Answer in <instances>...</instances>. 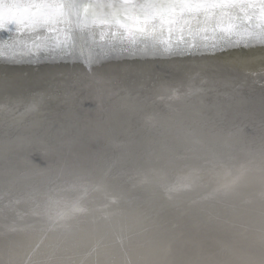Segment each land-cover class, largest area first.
<instances>
[{"label":"bare ground","instance_id":"obj_1","mask_svg":"<svg viewBox=\"0 0 264 264\" xmlns=\"http://www.w3.org/2000/svg\"><path fill=\"white\" fill-rule=\"evenodd\" d=\"M71 69L74 68L10 70L0 68V72L10 73V84L32 81L37 78L39 73H42L41 70H46L48 74L43 75V79H47L45 81L49 84L45 85L55 88L53 90L46 89L45 92L44 90H33L26 95L10 94L9 116L17 113L20 118L10 122V132H8L9 128L6 127L9 124H6L4 128H0V154H8L2 160H13L11 155L19 152L16 149L18 144L21 147L29 148V154L45 155H51L55 152L47 151L53 148H51L53 144H76L79 147L86 144H114L110 141L109 136L112 109L118 114L131 116V107L136 103L146 104L149 102L151 92H153V95L156 92L154 87L158 89V93L171 87L172 84L181 90L183 95H178L179 91L171 89L174 91L173 96L177 92L176 96H179V98L176 99L184 104V107L182 106L178 110L171 109L166 114L173 119L184 121L186 125L182 123V125L174 126V129L164 127L156 129L155 127V130L149 131L154 133V136L153 138L149 137L151 143L146 146H142L138 140L134 141V137H137V135L146 134L144 129L139 130L140 133L137 134H134L133 131L128 137L131 142L126 147L122 148L118 145L119 148L110 150L109 145H106L107 150L110 152L105 153L106 156L102 160L103 164L101 165L100 162L99 167L88 164L80 166V164L75 165V163L71 166L61 165L51 168L36 166V171L30 173L34 174L33 177L23 175L21 179L12 180L14 183L11 186L14 189L9 188V190L14 192L11 193L13 202L28 207L40 204L42 200H45L44 212L46 216H51L53 220L59 216L61 218H57L58 222L55 225L59 231L58 233L49 231L48 228H51V226L45 228L39 226L37 227L39 232L10 228V235L14 234L15 236L9 240V251L0 257L1 263L3 259L10 256V264H49V261H53L55 264H125L126 260L133 261L132 264H158L163 259V254L161 253L156 258H152L153 254L150 255L149 252L145 253V251L137 257H118L112 263H108L107 255L113 251L115 243L120 239L118 238V235L121 234L118 233L120 230L134 228V230L129 229V232H122L123 236L121 237H123L125 243L135 244L145 231L140 225L145 224L144 227L148 229L149 226H153L155 223L153 221L142 222L138 226L137 219L139 218H137V212L130 202L133 199L125 201L121 199L125 196L124 182L120 180L123 175L124 177L126 175L139 178L136 185L142 186L141 190L144 196L149 197L148 199L158 198L156 197V189L153 186L157 187L158 184L156 183H159V179L172 176L177 185H180L177 187L184 189L191 186L193 181L198 180L197 177H200L203 178L200 179L202 183L212 181V185L208 186V190H218L223 194V191L238 189V198H227L225 196L226 199L233 201V204L230 201L232 204L230 206L233 207L235 213L238 212L239 207H246L240 203L249 196L256 198L257 201L253 204H245L248 205L247 207L264 205V200H258L261 197L264 198V152L256 151L254 144L242 142V139L248 138L244 134H251V131L247 132L253 129L251 124L255 123L260 126L261 123H264V54L204 64L97 68L102 70L106 80L110 77L111 82L127 74V76H136V81L141 84L125 83L128 84L129 90L121 89L116 94L112 91L114 89H109L111 95L107 98L100 97L101 100L99 99V104L97 103L98 108L93 104L90 105L89 101L91 99L87 105L80 103V100H83L79 98L80 96L89 98L86 86H81L77 90L73 88L65 89V84L72 77L69 74ZM174 69L179 70L181 78H177L175 81L166 79L168 80L166 82L163 79L165 78V71H169L167 77H172L174 73L171 72ZM189 76L196 79L201 78L204 80L203 84L196 85L197 80L194 79L196 81L189 85L187 83ZM146 77L150 80L143 79ZM122 84L126 86L123 82H118V85L122 86ZM102 86H105L103 79L92 88L97 91V88ZM217 102L225 105L222 107H225L226 111L235 112L232 119L237 120L238 118L237 121H241L243 126L230 125L223 130L222 127H219L220 123H212L210 118L218 119L223 115L222 113L226 112L220 109V104H217ZM191 105L201 107L196 110L198 115H193V112L188 109L191 108ZM8 107L2 109L8 110ZM149 115L150 112L147 113L146 118ZM155 121L157 122V119ZM247 126L251 127L247 128ZM228 135L230 137L226 141H224L225 139L217 140ZM94 136L98 137L97 142L92 141L90 143L91 138ZM249 139L251 138L249 137ZM138 147L141 148L138 149ZM101 152L103 151L101 150ZM223 155L227 160H223L226 159ZM20 156H22V153H20ZM208 159H211L209 163H207ZM127 162L131 163L130 167L127 166ZM244 164L245 167H241ZM75 166H79L82 172L73 174L71 171L68 176L56 175V173L65 174V170ZM14 167L10 166V170L16 168ZM85 167H88L87 171H85ZM75 169L77 170L78 167ZM103 170H106V172ZM84 173L89 177L84 176ZM93 173L95 176H92ZM90 177L92 179L96 178L95 184L90 181ZM31 179L33 185L27 186ZM178 179H189L190 181H180ZM86 189H89L88 192L90 193H87ZM250 190H253L254 193L247 195ZM81 192L84 199L83 202L79 203L78 201L82 196H79L80 199L77 196ZM58 194L62 195V198H59V200L63 199L61 202L58 197L55 199ZM70 195L74 198L77 197L79 200L67 199ZM126 197L130 196L126 195ZM209 197L207 199L203 197L202 199L208 200ZM215 198L212 197V200H215ZM209 200L211 201V197ZM129 202L130 204H128ZM225 205L227 206V204ZM11 216L12 213L10 214V220ZM2 219L4 220V218ZM215 234L217 235V233ZM133 237L136 238L131 239ZM213 238L211 236L206 241L207 245L211 243L214 251H218L217 256L211 257L213 262L230 257L235 259L236 263L237 261L246 264L251 261H254V264L263 263L264 249H261L262 246L252 245L253 242L249 244L250 241L245 243L239 241L240 244L237 242L236 245L225 246L227 242V240H224L225 237L219 235V237L215 236ZM10 243L16 250H10ZM34 245L36 246L33 250ZM246 245H250L248 247L252 248L251 251L243 252V246ZM48 246L51 247L48 248ZM71 247H76V250L72 252ZM47 248L49 249L48 254ZM158 252L159 250L156 253ZM185 254L189 255L190 252L186 251ZM187 255L183 259L179 258L180 256L176 257L177 262L175 264H179L178 261L186 260ZM209 263L213 264L211 262L201 264Z\"/></svg>","mask_w":264,"mask_h":264},{"label":"snow or ice","instance_id":"obj_2","mask_svg":"<svg viewBox=\"0 0 264 264\" xmlns=\"http://www.w3.org/2000/svg\"><path fill=\"white\" fill-rule=\"evenodd\" d=\"M0 51L191 52L264 45V0H0ZM30 50V49H29Z\"/></svg>","mask_w":264,"mask_h":264},{"label":"rangeland","instance_id":"obj_3","mask_svg":"<svg viewBox=\"0 0 264 264\" xmlns=\"http://www.w3.org/2000/svg\"><path fill=\"white\" fill-rule=\"evenodd\" d=\"M1 69H4V68H1ZM178 71L179 70L174 69L171 72V73H174L173 76L171 75L173 78L170 77L171 80L175 81V79L181 78V74ZM41 72L42 73H39L37 75L36 79H34L32 81H28V82L25 81V82H22L20 84H18V82L15 84H13V83L10 84V73L5 72V71L0 72V109L4 108L6 106H9L7 108L8 110H6V109L0 110V112L2 113V114L0 113V116L2 115L0 117V123L2 124V125L0 124L1 125L0 128H4L6 126V124L7 125L9 124L6 127L9 128L8 132H10V122H14L15 120H18L20 118L19 115L17 113H15V111H13V113H15V115L9 116L10 115V112H9L10 111L9 110L10 109V94H12V95H26V94H30L33 90H36V91L44 90V92H45L46 89H51V90L55 89V88H51L48 85H45V84H49V83H46V81H45L47 79H43V75L48 74L47 71L41 70ZM124 76H122V77L120 76L121 78L118 77V79H116L114 82L118 83L119 81H121L125 84L126 80H133V79L136 80V76H127V74H125ZM143 79L147 80V81L150 80V79H148V77L143 78ZM190 79H191V81H189ZM194 79H196V78L192 76L191 78H189L187 83L190 85L191 83H194L197 80V83H195L196 85H202L203 84L204 80H202L201 78H197L196 80H194ZM98 81H95L93 83H88V86H86V88L88 89V91L86 90V92H87V95H89L90 99L92 98V94L94 91V88H92V87L95 85H98L99 84ZM178 84H181V83H178ZM178 87H180V86H178ZM170 88H172L173 90L179 91L178 95H180V94L183 95V93L178 88H176L174 84H172V86ZM176 93L174 94V97L179 98V96H176ZM163 110H164V108L161 109V111L159 110L160 112H157V113H155L156 110H153V111L151 110L150 114L151 115H158V113H160V114L167 115L169 111H166V110L163 111ZM42 112H44V111H42ZM7 114H8V116H7ZM151 115H149L148 118L149 117L151 118ZM4 121H6V122H4ZM170 121H171V123H170ZM154 122H153L152 126L147 129V133L153 129L155 130V127H156V129H160L163 127L174 129L175 128L174 126L182 125V123L186 125V123L184 121L175 120L173 118H170L169 115L164 116L163 119H157V122L156 121H154ZM130 131H132V128H130ZM253 133H255V132H253ZM259 133H260V131L258 133H255L256 136L250 137L252 140L249 139V137H248L246 139H242L243 140L242 142H246L247 144H254V147H255L254 149H256V151L264 152V144H263L264 143V137H263L264 133H262V134H259ZM148 135L150 136V138H153L154 133L149 132ZM151 135H152V137H151ZM229 137L230 136L228 135L224 138H219L217 140L221 141V139H225L224 141H226L227 138H229ZM150 143H151V140L146 139L141 145L146 146V145H149ZM140 148L138 147V149H140ZM115 154H116V152H115ZM210 161H211V159L207 163H209ZM102 164L103 163H101V165ZM99 166H100V163H99ZM241 167H245V164L241 165ZM86 168L88 169V167H86ZM87 169L85 171H87ZM71 171H66L65 174L56 173V175L68 176L71 174ZM103 171L106 172V170H103ZM80 172H82V171H80ZM73 174H74V172H73ZM33 176H34V174L32 175V177ZM84 176L89 177L88 175H85V173H84ZM92 176H95V174L93 173ZM32 179L30 180L31 183L29 181V184H27V186L33 185ZM91 179H92V177H90V181H93L92 183L95 184L94 181L96 180V178L95 179L93 178L92 180ZM120 180L122 182H124L123 183L124 184V190H125L124 195L127 194L128 196H130L131 197L130 200L133 199L130 202H131L132 207H134V209L137 212V218H139V219H137L138 226L142 222L147 223L148 221H153L155 223L153 226H149L148 229L144 227L145 224L140 225V226H142V228L145 231H144V234L139 238L138 242L135 244H132V243L129 244L127 242L125 243V241H123V237H121V236H123L122 232H124V231L129 232L130 230H134V228L133 229L129 228L130 230L125 229L124 231L120 230L118 232V233H121L120 235H118V233H116L118 235V238H120L119 240H121V241L119 242V240H118L115 243V247L113 246L114 247L113 251L108 253V255H107L108 263H112L114 261V259L118 258V257H122V258H127L129 256L137 257V256L141 255L142 253H144V251H145V253L149 252L150 255L153 254L152 258H156V256H159V254L162 253L163 259L160 262H158V264H175L177 262V260H175L176 257L180 256L179 258L183 259L184 256L187 255V254H185V252L189 251L190 254L187 255V258H185L186 260L182 261L180 259L181 261H178L179 264H201V263H206V262L207 263L211 262L213 264H215V263H217V264H223V263L224 264H246L245 262L238 263L239 261H237V263H236V261H234L235 259L230 258V257H226V258H223L221 260L218 259V260H215L214 262L212 261L214 256L218 255V251H214L212 249L211 243L209 244L210 245V247H209V245H207L206 241L209 238H211V236H212V239H214L213 237H215V236L219 237V235H220V237H223V238L227 237V239L224 238V240H227V242L223 240L224 242H226L225 246L236 245L239 243V241H240V243H245L247 241H250V242H248L249 244H251L253 242L252 245L256 244V245H258V247L262 246L261 249H264V224H263L264 223V205H260L259 207H257V206L243 207V206H241L238 208V212L235 213L234 209H232L233 207L230 206L233 204V201L226 199L225 196L222 199L221 198H215V200L214 199L212 200V197H211V201H210L209 200L210 197H209L208 200H203L202 198L205 197V195H204V193L202 194V189L200 187H198L196 185L195 186L191 185V186H188L187 188L182 189L180 187H177L180 185H177L176 181H174L173 178H166V179L162 180L161 182H159L157 187L153 186L156 189V197H158V198L148 199L149 197L144 196L143 191L141 190L142 186L136 185L137 182L139 181V178H136V177L132 178V177H129L126 175L124 177V175H123V178ZM2 182H3V184L0 183V199H1L0 200V218L7 217L6 219L8 220V222H3L2 224L0 223V257L3 256L4 254H6L7 251H9L8 250V248H9L8 243L10 242L9 240L11 237L15 236L14 234L10 235V214L12 213V215H13V213H15V212H22L23 213L28 208L25 205H21V204H17L16 202H13V200H12L13 197L11 194L13 192V190L10 191L9 188L14 189V187L13 186L10 187V185L8 186V184L6 182H4V179L2 180ZM166 183L170 184L171 186L167 185ZM164 184H166V185H164ZM88 191H89V189L86 192L90 193ZM83 194H84V191H83ZM201 194L203 195V197ZM61 196L62 195L58 194V196L56 195L55 199H57V197H58V200H59V198H62ZM79 196L80 197L82 196V192L77 196L80 199ZM77 197L74 198L73 196L71 197V195H70L69 198H67V199H75V201H78L79 199H77ZM81 199H80V201H78L79 203L81 201L83 202L84 197L82 196ZM151 199H154V200H151ZM58 200H56V202H58ZM62 200L63 199H60L59 201L61 202ZM70 201H74V200H70ZM216 201H218V202H216ZM230 201L232 202V204ZM255 201H257L256 198L249 196V197L245 198V201L244 200L241 201L242 203H240V204H249V203L253 204ZM130 202L128 204H130ZM221 203H222L223 207H222V205H220ZM235 203H236V201H235ZM225 204H227V206ZM228 204H229V206H228ZM149 206H151V207H149ZM230 207H231V209H230ZM153 211L155 214L153 213ZM58 215H59V212H58ZM59 217H57V218L59 219ZM135 225H136V223L134 224V227H135ZM215 233H217V235ZM134 238H136V237H133L131 239H134ZM163 239H164V241H163ZM167 243H168V245H167ZM35 246L36 245L33 246V248H32L33 250L35 249ZM126 246H127V248H126ZM248 246H250V245L243 246L244 247L243 252L251 251L252 248L248 247ZM49 247H51V246H48V248ZM245 247L248 249L246 250ZM48 248H47V251H48L47 254L49 253ZM10 250L11 251L16 250L15 247L11 243H10ZM75 250H76V247H71L72 252H74ZM158 250H159V252L156 253ZM164 250H165V252H164ZM253 250H254V248H253ZM64 251H67V250H64ZM115 251H117V252H115ZM180 253L182 256L180 255ZM228 255H230V254H228ZM247 255H249V254H247ZM208 257L209 258L213 257V258L209 259ZM188 259H190V260H188ZM262 262H263L262 264H264V260ZM10 263H11L10 256L3 259L2 263L0 262V264H10ZM52 263H54V262L49 261V264H52ZM132 263H133V261H128V260H126V262H125V264H132ZM248 264H254V261H251Z\"/></svg>","mask_w":264,"mask_h":264},{"label":"water","instance_id":"obj_4","mask_svg":"<svg viewBox=\"0 0 264 264\" xmlns=\"http://www.w3.org/2000/svg\"><path fill=\"white\" fill-rule=\"evenodd\" d=\"M14 39L20 40L21 38L16 36L14 33L9 34L7 32H0V43H6L9 37ZM24 42L29 43V47L26 49H15L11 50L8 48H4L0 51V68H7V69H59V68H74L71 69L70 75L72 77L67 81L65 84V89L73 88L75 90L79 89L81 86H88V83H93L95 81L101 82L103 79L105 82V86L101 88H97V91H93L91 101L90 98L80 96V103L87 105L88 101L90 105L97 106L98 108V101L101 98H107L111 94H109V89H114V94L121 91V89L129 90L126 86L118 85L116 82H111L108 77L106 80L105 75H103L102 70L97 68H108V67H161V66H175V65H189V64H204V63H213L219 61H226V60H233V59H240V58H247L253 56H259L264 54V45L256 44L250 45L248 47L244 46H229L224 48H217L214 50H204L199 49L191 52H172V53H164V52H127V51H110L105 54L99 55L98 58L93 61L92 63H87L85 60L80 56L79 52H73L71 54H59L53 53L50 51H39L37 52L34 48H31V43L29 42L28 37L23 38ZM30 49V50H29ZM85 68V69H83ZM165 71L164 73V80L170 79L167 77L168 74ZM191 78V76H189ZM172 78V77H171ZM153 79V78H152ZM191 81V79L189 80ZM126 83H132L133 85H141L136 80H127ZM168 82V80H166ZM172 82V81H171ZM169 82V83H171ZM168 83V84H169ZM2 84V83H1ZM121 86V87H120ZM155 91L154 96L153 92H151V99L146 104L136 103L131 107V116H125L123 114H118L112 109V115L110 116V141L114 144H86L83 146H77L76 144H53L51 146L52 149H48L47 151H55L51 155L45 154H29V148L21 147L19 144L16 146V149L19 150L17 154H12L13 160L6 161L2 160L6 158L8 154H0V183L3 184L2 180L8 184V186L12 185L16 179H21L23 175L32 176L30 174L33 171H36V168L39 166H45L48 168L55 167V166H71L75 163V165L80 164L83 166L84 164L94 165L95 167H99V163H103V159L105 158L106 154L110 151L107 150L106 145H109L110 150L113 148H122L126 147L131 140H128L129 135H131L134 131V134L140 133L139 130L144 129L145 135H137L134 137L135 140H138L140 144L145 139H150L147 129L152 126L155 119H163L164 114L158 113V115H152L151 118H146L147 113L151 110H156L155 112H160V109H165L167 111L173 109L178 110L184 104H181L174 96V91L171 90L172 88L168 87L165 90H161V93H158V89L154 87ZM161 89V88H160ZM179 89V88H178ZM180 90V89H179ZM181 91V90H180ZM160 92V91H159ZM178 92V91H177ZM101 97V98H100ZM87 100V101H85ZM220 104V109L222 111H226L225 105L222 103L217 102ZM115 106V105H113ZM116 107V106H115ZM184 107V106H183ZM95 108V109H96ZM186 109L188 107H185ZM200 106H192L188 108L193 115H196L198 112L196 111ZM185 111V110H183ZM186 112V111H185ZM174 113V112H173ZM235 112H228L222 113L223 115L218 119L210 118L212 123H220L219 127H222L225 130L226 127L233 125V126H243L241 125V121H237L232 119V116ZM151 115V114H150ZM198 115V114H197ZM172 118L171 116H169ZM209 119V118H208ZM175 120H177L175 118ZM136 121V122H134ZM133 123V124H131ZM138 123V124H135ZM210 123V124H212ZM254 123V122H253ZM250 125V124H249ZM253 126V127H251ZM251 126H247V128H253L252 130H248L247 132L251 131V134H244L247 137L256 136L255 133L259 134L264 133V123H261L260 126L257 124H251ZM245 127V126H244ZM132 128V131H130ZM242 128V127H241ZM255 129V130H254ZM222 130V131H223ZM257 130V131H256ZM255 132V133H253ZM258 134V135H259ZM251 135V136H249ZM264 135V134H263ZM95 139V140H93ZM98 137L94 136L91 138L90 143L92 141L97 142ZM55 145V146H54ZM58 145V146H57ZM111 145V146H110ZM119 145V146H118ZM118 146V147H117ZM46 147V146H43ZM59 147V148H57ZM24 150V151H23ZM58 150V151H56ZM101 150L103 152H101ZM16 151V150H13ZM23 151V152H22ZM46 152V151H45ZM22 153V156H20ZM106 153V154H105ZM19 155V156H18ZM103 158H102V156ZM84 156V157H83ZM224 156V155H223ZM3 157V158H1ZM33 157V158H30ZM225 157V156H224ZM22 158V159H20ZM83 158V159H82ZM226 158V157H225ZM223 160H227L223 159ZM10 166H15L13 170H10ZM37 166V167H36ZM127 166L130 167L131 163L127 162ZM75 170V168H77ZM87 169L86 167L84 168ZM76 173L80 172L79 166H75L71 169H67L65 171H71ZM79 170V171H78ZM29 173V174H27ZM164 176L163 174H161ZM168 178H172L168 177ZM198 180L193 181L192 185H196L202 189V194L204 193L205 197H216V198H223L226 196L227 198H238L237 191L238 189H229L223 191L224 193L218 192V190H208V186L212 185V181L202 183L200 181V177H197ZM166 178L159 179V182ZM180 181H190L189 179H178ZM158 184V183H157ZM254 193L253 190H250L247 195ZM201 194V195H202ZM127 195V194H126ZM123 196L122 201L130 200L131 197ZM236 195V196H235ZM260 201L264 200V198L258 199ZM42 200L40 204L34 206H28L25 212H15L11 216L10 220V228H20L21 230H31L33 232H39L38 228L41 226L42 228L51 226L48 228L49 231L58 233L59 231L55 227L56 222H58L57 218L53 220L51 216L47 217L44 212V202ZM244 206H248L242 204ZM4 218V220L2 219ZM0 218V223L8 222L6 219L7 217ZM36 226V227H35ZM54 226V227H53ZM48 229H46L48 231ZM19 231V230H15Z\"/></svg>","mask_w":264,"mask_h":264}]
</instances>
